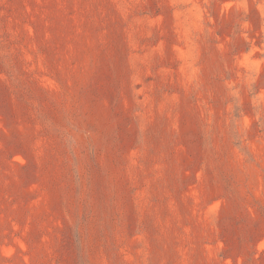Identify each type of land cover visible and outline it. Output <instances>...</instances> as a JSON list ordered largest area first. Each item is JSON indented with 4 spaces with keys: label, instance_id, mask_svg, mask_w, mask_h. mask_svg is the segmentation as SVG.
<instances>
[{
    "label": "rangeland",
    "instance_id": "374dc122",
    "mask_svg": "<svg viewBox=\"0 0 264 264\" xmlns=\"http://www.w3.org/2000/svg\"><path fill=\"white\" fill-rule=\"evenodd\" d=\"M0 264H264V0H0Z\"/></svg>",
    "mask_w": 264,
    "mask_h": 264
}]
</instances>
